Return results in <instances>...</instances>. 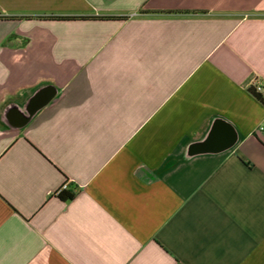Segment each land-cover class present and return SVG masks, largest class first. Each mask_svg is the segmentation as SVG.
<instances>
[{
  "label": "crops",
  "instance_id": "0c3cea01",
  "mask_svg": "<svg viewBox=\"0 0 264 264\" xmlns=\"http://www.w3.org/2000/svg\"><path fill=\"white\" fill-rule=\"evenodd\" d=\"M255 82L264 0H0V264H264Z\"/></svg>",
  "mask_w": 264,
  "mask_h": 264
},
{
  "label": "trees",
  "instance_id": "16d2710c",
  "mask_svg": "<svg viewBox=\"0 0 264 264\" xmlns=\"http://www.w3.org/2000/svg\"><path fill=\"white\" fill-rule=\"evenodd\" d=\"M54 19H61V18H57V17H52ZM94 19H121L120 17L117 16H100V17H93ZM251 93L264 104V96L261 92H257L255 87L252 86L250 88ZM76 191L72 190V189H64L60 192L59 196L62 200L68 201L71 200L73 198H75L76 196Z\"/></svg>",
  "mask_w": 264,
  "mask_h": 264
},
{
  "label": "built area",
  "instance_id": "2783aa9c",
  "mask_svg": "<svg viewBox=\"0 0 264 264\" xmlns=\"http://www.w3.org/2000/svg\"><path fill=\"white\" fill-rule=\"evenodd\" d=\"M256 89L257 92H262L263 91V86L260 82H255V84L253 85Z\"/></svg>",
  "mask_w": 264,
  "mask_h": 264
}]
</instances>
